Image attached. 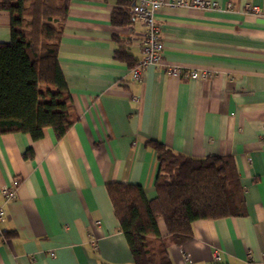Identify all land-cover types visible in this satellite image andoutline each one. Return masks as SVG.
<instances>
[{
    "label": "crops",
    "instance_id": "obj_1",
    "mask_svg": "<svg viewBox=\"0 0 264 264\" xmlns=\"http://www.w3.org/2000/svg\"><path fill=\"white\" fill-rule=\"evenodd\" d=\"M214 1L223 9L157 11L164 64L136 81L116 38L139 62L142 21L113 24L120 0H70L58 59L74 122L61 138L50 127L38 139L0 134V264H135L108 183L141 185L154 198L152 140L184 156H231L244 190L245 213L195 220L189 239L169 243L171 264H264V0ZM10 38L11 15L0 9V41ZM174 65L179 73H168ZM15 178L16 198L6 201ZM158 227L169 239L162 217Z\"/></svg>",
    "mask_w": 264,
    "mask_h": 264
},
{
    "label": "trees",
    "instance_id": "obj_2",
    "mask_svg": "<svg viewBox=\"0 0 264 264\" xmlns=\"http://www.w3.org/2000/svg\"><path fill=\"white\" fill-rule=\"evenodd\" d=\"M112 13V23H132L130 0ZM70 0H0L11 15V38L0 41V134L27 132L41 138L45 128L63 137L74 122L68 84L58 49ZM116 56L128 59L125 42L116 38ZM160 162L156 196L141 185L110 182L108 192L135 264H171L169 243L192 236V223L245 213L244 190L231 156L194 158L149 141ZM169 239H162L158 219Z\"/></svg>",
    "mask_w": 264,
    "mask_h": 264
},
{
    "label": "built area",
    "instance_id": "obj_3",
    "mask_svg": "<svg viewBox=\"0 0 264 264\" xmlns=\"http://www.w3.org/2000/svg\"><path fill=\"white\" fill-rule=\"evenodd\" d=\"M166 3H169V5L173 7L187 6L202 9H223V6L214 0H171L169 2H166V0H136V2L130 6V10L131 13L144 24L145 34L142 40V58L138 64L131 69L133 80L141 81L143 73L149 65L162 66L164 64V42L161 36L160 26L156 20V13ZM232 5V3H228L226 8H231ZM245 10L255 16L261 14L260 7L251 3L246 4ZM179 71L180 66L174 65L167 67V72L170 74H178ZM208 75L209 73L207 71L199 72L197 70H191L189 73V76L194 79L199 77L204 78ZM132 99L134 102H138L140 97L133 96ZM19 183V179L15 178L10 185L3 188L2 193L6 201L16 198ZM4 214V206L0 205V222L3 220ZM214 257L216 260H219V253L216 252Z\"/></svg>",
    "mask_w": 264,
    "mask_h": 264
}]
</instances>
